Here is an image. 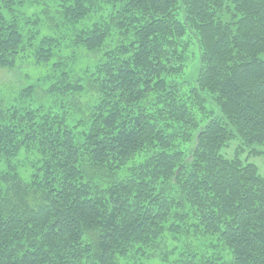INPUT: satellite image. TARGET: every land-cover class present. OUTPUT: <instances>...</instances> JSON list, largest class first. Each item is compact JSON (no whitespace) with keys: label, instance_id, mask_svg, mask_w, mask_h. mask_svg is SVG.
I'll return each instance as SVG.
<instances>
[{"label":"trees","instance_id":"obj_1","mask_svg":"<svg viewBox=\"0 0 264 264\" xmlns=\"http://www.w3.org/2000/svg\"><path fill=\"white\" fill-rule=\"evenodd\" d=\"M28 54L48 70L0 106V264H264V0H0V68ZM184 234L229 260H171Z\"/></svg>","mask_w":264,"mask_h":264},{"label":"rangeland","instance_id":"obj_2","mask_svg":"<svg viewBox=\"0 0 264 264\" xmlns=\"http://www.w3.org/2000/svg\"><path fill=\"white\" fill-rule=\"evenodd\" d=\"M38 11L39 6L28 4H26L25 7L21 9V12H23L25 15L37 14ZM189 55L190 59L188 61L186 73L184 74L183 78L185 79V81L190 80L191 82L195 79V76L199 69V55L195 44L191 45ZM89 58H92V55L89 56ZM91 62L92 60L84 59L83 57H81L80 59H78L77 66L82 67L84 64ZM47 70V66L36 65L34 62H32V58L29 54L25 55L24 57H20L17 60V66L14 69L0 68V106H5L8 103L14 102L13 99L17 100V98H19V90L24 86H30V84L39 81V79H43L47 75ZM228 145L229 146L223 149L222 153L224 156L232 157V154L237 147V142L231 141ZM23 158L24 156L21 155L20 159L23 160ZM250 161L255 163V165L259 168L260 174L264 175V157L262 155L251 157ZM179 238L180 240H171L170 238L168 241V249H174L171 260H173V258H175L180 252L184 250V248H186V243H188L189 246L197 249V251L208 255H211L213 252L218 251L222 254V256H224V258H226L224 262L229 260V258L226 256V252L221 248L215 249L209 246V242L214 241H210L208 238L204 239L202 237L196 235L192 236L190 234H184L183 236H179ZM120 264L126 263L121 261ZM225 264H227V262Z\"/></svg>","mask_w":264,"mask_h":264}]
</instances>
